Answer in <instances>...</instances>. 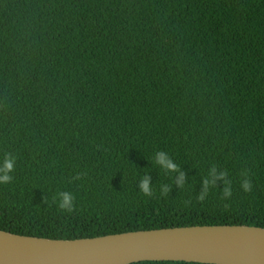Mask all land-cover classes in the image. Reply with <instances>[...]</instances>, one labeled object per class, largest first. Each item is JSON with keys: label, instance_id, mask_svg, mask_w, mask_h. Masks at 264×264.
<instances>
[{"label": "trees", "instance_id": "obj_1", "mask_svg": "<svg viewBox=\"0 0 264 264\" xmlns=\"http://www.w3.org/2000/svg\"><path fill=\"white\" fill-rule=\"evenodd\" d=\"M5 152L18 162L0 185L2 231L264 228V0H0ZM212 169L230 199L223 179L198 199ZM59 191L75 194L74 212L56 207Z\"/></svg>", "mask_w": 264, "mask_h": 264}, {"label": "water", "instance_id": "obj_2", "mask_svg": "<svg viewBox=\"0 0 264 264\" xmlns=\"http://www.w3.org/2000/svg\"><path fill=\"white\" fill-rule=\"evenodd\" d=\"M264 264V228L196 226L54 240L0 230V264Z\"/></svg>", "mask_w": 264, "mask_h": 264}, {"label": "clouds", "instance_id": "obj_3", "mask_svg": "<svg viewBox=\"0 0 264 264\" xmlns=\"http://www.w3.org/2000/svg\"><path fill=\"white\" fill-rule=\"evenodd\" d=\"M17 162V158L9 152H5L3 156L0 157V185L10 184L13 181V174L16 170ZM156 163L163 166V168L168 172H179V167L163 152L158 154ZM179 176V181H175V183H178L179 186L183 188L185 187V175L182 172H179ZM76 178L80 179L79 176ZM217 179L225 180L223 198L230 199L232 197L233 193L231 182L227 179L226 174H220L217 176L216 170L212 169L209 172L208 177L205 179L203 191L198 197L200 201H204L206 199V197L209 195L210 188L217 186ZM241 186L245 192L252 191V182L251 179L248 178L247 174H244V179L242 180ZM140 190L147 197L153 196V186L151 185L150 177H143L140 179ZM170 191L171 186H164L160 194L162 196H167ZM54 203L56 204V207L64 213H72L76 210V196L70 191H59L54 198ZM187 203H190V201Z\"/></svg>", "mask_w": 264, "mask_h": 264}]
</instances>
